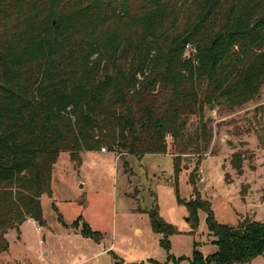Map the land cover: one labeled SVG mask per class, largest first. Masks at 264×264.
Masks as SVG:
<instances>
[{"label":"trees","instance_id":"obj_1","mask_svg":"<svg viewBox=\"0 0 264 264\" xmlns=\"http://www.w3.org/2000/svg\"><path fill=\"white\" fill-rule=\"evenodd\" d=\"M133 1L0 0V253L8 229L26 218L44 223L40 197L51 194L60 152L163 154L169 134L175 167L188 153L190 118L196 150L207 151L205 110L241 106L264 84V0ZM261 110H253L259 127ZM185 205L205 212L217 246L203 256L194 243L189 264H244L264 253L263 222L221 224L197 193ZM148 215L168 251L176 230L156 209ZM78 221L84 237L99 240Z\"/></svg>","mask_w":264,"mask_h":264},{"label":"rangeland","instance_id":"obj_2","mask_svg":"<svg viewBox=\"0 0 264 264\" xmlns=\"http://www.w3.org/2000/svg\"><path fill=\"white\" fill-rule=\"evenodd\" d=\"M256 106L262 109L261 127L253 118ZM205 117L212 127L208 150H196L197 118H190L188 153L175 167L169 134L163 154L136 157L106 147L60 152L51 194L40 197L44 223L26 218L18 230L8 229L0 264H115L113 253L122 264H189L194 243L203 256L217 250L205 212L185 205L196 193L210 202L221 224L236 226L245 218L264 223V84L241 106L221 101L206 109ZM236 128L238 135L232 133ZM152 209L176 230L167 237L168 251L159 245L162 233L151 229ZM79 216L99 233L98 241L81 234L80 221L72 225ZM244 264H264V253Z\"/></svg>","mask_w":264,"mask_h":264},{"label":"built area","instance_id":"obj_3","mask_svg":"<svg viewBox=\"0 0 264 264\" xmlns=\"http://www.w3.org/2000/svg\"><path fill=\"white\" fill-rule=\"evenodd\" d=\"M189 50H193L192 46L190 44H186L185 46V53L187 55V52L186 51H189Z\"/></svg>","mask_w":264,"mask_h":264},{"label":"water","instance_id":"obj_4","mask_svg":"<svg viewBox=\"0 0 264 264\" xmlns=\"http://www.w3.org/2000/svg\"><path fill=\"white\" fill-rule=\"evenodd\" d=\"M186 220H187V218H186Z\"/></svg>","mask_w":264,"mask_h":264}]
</instances>
